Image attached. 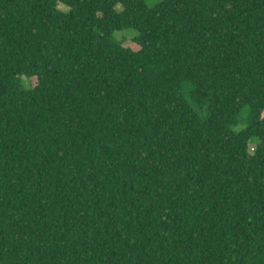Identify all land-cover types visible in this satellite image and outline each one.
I'll list each match as a JSON object with an SVG mask.
<instances>
[{
	"label": "trees",
	"instance_id": "trees-1",
	"mask_svg": "<svg viewBox=\"0 0 264 264\" xmlns=\"http://www.w3.org/2000/svg\"><path fill=\"white\" fill-rule=\"evenodd\" d=\"M0 264H264V0H0Z\"/></svg>",
	"mask_w": 264,
	"mask_h": 264
},
{
	"label": "rangeland",
	"instance_id": "rangeland-1",
	"mask_svg": "<svg viewBox=\"0 0 264 264\" xmlns=\"http://www.w3.org/2000/svg\"><path fill=\"white\" fill-rule=\"evenodd\" d=\"M58 7H60L61 5L58 4ZM136 34V31L132 28H127V29H122V30H117L113 32V37L115 39L120 38L121 40V44L127 47H130L131 49L136 48V45L133 43L132 41V37ZM27 82H30L31 84L34 82V78H31L29 80H27ZM250 149L252 148L253 144H250Z\"/></svg>",
	"mask_w": 264,
	"mask_h": 264
}]
</instances>
